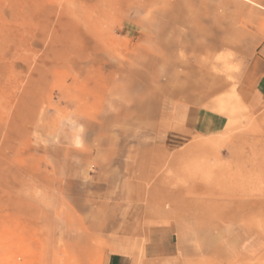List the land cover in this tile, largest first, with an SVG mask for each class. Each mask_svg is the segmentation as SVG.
I'll use <instances>...</instances> for the list:
<instances>
[{
  "label": "rangeland",
  "instance_id": "1",
  "mask_svg": "<svg viewBox=\"0 0 264 264\" xmlns=\"http://www.w3.org/2000/svg\"><path fill=\"white\" fill-rule=\"evenodd\" d=\"M260 50L264 0H0V264H98L75 178L118 139L194 236L151 264H264V102L235 91ZM177 108L223 126L172 145Z\"/></svg>",
  "mask_w": 264,
  "mask_h": 264
},
{
  "label": "crops",
  "instance_id": "2",
  "mask_svg": "<svg viewBox=\"0 0 264 264\" xmlns=\"http://www.w3.org/2000/svg\"><path fill=\"white\" fill-rule=\"evenodd\" d=\"M249 67L240 73L235 91L241 100L257 107L264 102V51H258ZM170 121L172 137L164 141L179 147L190 141L195 128L206 131V123L214 129L223 126L220 118L205 109L185 112L177 108ZM115 149L113 167L107 172L98 173L95 179L75 178L76 194L82 196L78 198L97 205L94 215L99 223L101 249L98 264L169 260L193 241L189 223L183 222L184 218L168 219L161 199L151 193L152 188H143V168L138 158L140 142L118 139Z\"/></svg>",
  "mask_w": 264,
  "mask_h": 264
}]
</instances>
